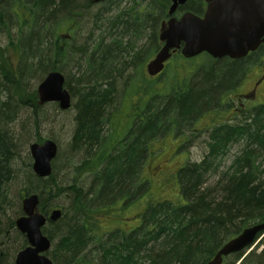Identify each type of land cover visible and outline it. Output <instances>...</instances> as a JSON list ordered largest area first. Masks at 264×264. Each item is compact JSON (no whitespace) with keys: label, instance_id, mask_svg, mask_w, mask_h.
<instances>
[{"label":"trees","instance_id":"16d2710c","mask_svg":"<svg viewBox=\"0 0 264 264\" xmlns=\"http://www.w3.org/2000/svg\"><path fill=\"white\" fill-rule=\"evenodd\" d=\"M93 6L90 0H0V38L6 40L0 47L4 51L1 53L4 56H0V264H13L11 260L7 262L8 255L15 250L18 240L19 250L28 245L11 215L18 197L15 188L26 186L20 191L19 199L38 193L40 209L47 215L44 193L50 183H56L53 175L48 179L38 177L29 161L20 164L21 138L12 125L19 120L22 109L32 110L37 116L36 110L41 108L37 92L26 90V74L40 78L50 72H63L69 59H77L78 69L79 88L77 94L73 93L79 98L75 147L85 149L101 143V131L106 125L113 133L107 144L81 168L92 177L89 190L72 187L71 209L61 207V219L44 228L53 243L49 252L52 261L55 264H206L245 228L264 221V104L248 107L237 118L227 116L238 84L251 70L247 62L253 59L258 63L255 58L258 55L235 61L210 58L211 63L196 69L195 74L188 73L181 79L173 77L169 85L160 88L157 85L167 70L156 78L141 73L140 83H126L122 106L115 105L113 112L107 114L117 91L116 77L127 70V65L142 64L146 59L143 52H137V43L124 40L137 25L149 24L153 27L150 34L154 45H160L156 32L158 18L152 15L156 10L160 15L163 7L157 0H150L144 17L131 23L124 18L113 20L107 33L119 30L115 35L112 33L114 38H102L92 50L86 43L76 53L69 41L71 35L61 36L54 21L85 14L86 23L99 28L100 14L95 13ZM185 8L195 11L192 4ZM76 17L71 20L75 21ZM258 54L261 57L258 59L264 58V46ZM206 116L210 122L204 130L209 133L204 142L203 160L200 163L184 160L177 172L183 201H151L138 215L137 227L130 231L103 230L101 210L112 204L123 209L148 191L151 180L144 178L143 169L148 157L156 152L153 144L167 137H174L175 142L179 137L186 139L187 131L200 132L196 124L199 117ZM119 128H123L122 132H118ZM240 142L244 143L243 150L228 167H223L230 147ZM27 159L31 160L30 156ZM210 178L216 181L208 189L205 184ZM18 213L23 215V210ZM258 239L259 247L246 256L245 253L233 255L224 264H264V236Z\"/></svg>","mask_w":264,"mask_h":264},{"label":"rangeland","instance_id":"374dc122","mask_svg":"<svg viewBox=\"0 0 264 264\" xmlns=\"http://www.w3.org/2000/svg\"><path fill=\"white\" fill-rule=\"evenodd\" d=\"M157 1L163 7V12L161 11L160 15L158 10L154 11L152 15V18H158L156 25V32L158 34L164 22H168L172 17H181V14L186 8L182 7L180 8L179 12L177 10V13L169 15L168 11L171 5V0ZM90 2L94 5L93 9L95 13L100 14L99 22L101 25H97L99 28H96L94 23H86L85 14H81L78 17L75 16V27H70L72 23L71 19H74L75 17H60L54 21L55 27H60L56 30L61 36L68 33L71 35L72 38L69 41L71 43L72 49L74 48L76 53L77 50L82 46H85L86 43L89 44V50H92L98 41H102V38L106 40L112 37L114 38L112 33L115 35V33H118L119 30L117 31L116 29H113V32L107 33L113 20L117 18H124L125 20H128L127 22L129 23L132 21H138V19L141 18L140 13L138 12H144L145 9L149 11L150 8V0H111L112 3L109 4L110 6L100 5L105 4L99 3L100 0H90ZM108 2H110V0ZM192 2H195L200 6L198 13L204 12L206 8V0H192ZM141 4L142 6H140L138 9L137 6ZM152 29L153 27H150L149 24L144 27L137 25L135 29L130 30L131 36H127L128 39L124 40L125 42L130 40L133 43H137V52H143L144 58L146 59H144L142 64L135 63V65H133L132 62L131 66L127 65V70L122 72L120 77H116L117 91L115 92L113 98V105L107 108V114H111L113 112V107H115V105L118 106V104H120L122 106L125 99L124 92L127 82V84H131L133 82L140 83V81H142L141 73L149 78L146 71V67L149 63L148 61L155 57L161 47V43L157 46L154 45L152 34H150ZM117 35L119 41H122L120 34ZM5 42V37H1L0 47L5 44ZM123 46L125 45L123 44ZM1 53H4V51L0 49V56ZM149 55H151V57L147 59ZM256 55H258L255 57L258 63H256L253 59H249L247 62V65L252 67L248 74L243 77L241 82L238 84L237 92L234 95V100L232 101L231 112L227 114L229 118H237L241 116L239 114H241L245 109H248V107L264 104V90L261 91L257 97H252L251 94L254 83H258L259 80H261L264 76V58L258 59L257 57H260V55ZM3 56L4 54L1 56V58ZM124 56L125 54H123V57ZM176 57L177 56L168 61L166 66L167 71H165L157 85L159 88L163 85H169L173 77L175 78L177 76L179 79H181V77L188 75V73L192 72L195 74L196 69H199L201 66L207 65V63L210 62V57L204 55L199 56L196 59L185 60L179 57L177 59ZM11 58L16 62V58L13 56H11ZM76 60L77 59L66 60L65 66H63L64 71H60L65 76V88L72 96L71 107L67 110H62L58 103H46L43 105L39 104L41 108L37 116H34L32 110L22 109L19 113V120H17V122L12 125L18 137L21 138L19 141V150L22 160V162H20L21 166L24 165V163L28 164L29 161L33 167V159L30 154V145L32 143H43L45 140L50 139L53 140L58 146L57 157L52 162L53 181L56 183L55 185L50 183L49 190L44 193V205L47 212L55 208L61 209V207L62 209L63 207L68 210L71 209V206L73 205V196L71 194L74 192L72 187H82L84 191L89 190L92 177L90 176V173H86L81 168L84 164L90 162L93 154L98 152L102 146L107 144L108 138L111 137L113 133V130H111L108 125H106L104 130L101 131V136L103 137L101 138L103 139L101 140V143L89 147L90 149L75 147L74 144L78 129L76 121V117L78 115L77 105H79V98L73 95L74 92L77 94L78 91H76V89L79 88L78 85H76V79L78 78L76 74L78 70L76 67ZM197 73H202V71H197ZM26 76V90L29 92H37L39 85L46 77L44 76L35 78V76L30 74H26ZM26 76L24 77L26 78ZM261 88H264V79L262 81ZM224 109L225 108L222 110ZM209 118L210 117L208 116H206V118L199 117V122L196 124V128L200 132L187 131L186 139H181L179 137V141L175 142L174 137H167L160 140L159 143L153 144L152 148L156 150V152L154 155L148 157V161L145 163L146 165L143 169L144 178L151 180L148 191L144 194H141L137 201L135 200L132 203H129L127 206L124 205L126 207L123 209L120 205L112 204L110 207L101 210L100 223L103 230L108 231L113 228H119L124 231H130L140 224V218H138V215L147 208L149 202H156L163 199H170L174 202H180L182 200L180 186L177 181V172L178 169L183 165L184 160H186L185 163H200L203 160L206 150V145L204 142L207 141V135L209 133V131L204 130L209 127L207 125V123L209 124L210 122ZM121 125L124 126V122L121 123ZM117 130L118 132H122L123 128H119ZM243 147V142L232 145L229 149L230 153L228 157L222 163L223 167H228L233 159L240 153V151L243 150ZM177 150H180V153ZM29 156L31 160L27 159ZM207 180L208 182L205 184V188L209 189L210 186L213 188L216 179L210 178ZM24 188H26V186H24ZM24 188H15L14 194L18 197H16V204L11 210V215L15 219V222L16 219L21 216L18 212L22 209L23 199H19V193ZM41 212L44 213L42 210ZM13 239H16L15 234H13ZM17 244H20L19 240ZM257 244L255 243L252 248L247 251V254L256 247H259ZM18 245L14 247L15 250L13 249L14 251H11L10 255H8L9 259L7 258V262L11 260L13 264H15L16 256L20 251L19 248H17L20 247V245ZM260 250L261 248L258 251ZM49 257L52 259L53 255L49 253Z\"/></svg>","mask_w":264,"mask_h":264},{"label":"water","instance_id":"95a60500","mask_svg":"<svg viewBox=\"0 0 264 264\" xmlns=\"http://www.w3.org/2000/svg\"><path fill=\"white\" fill-rule=\"evenodd\" d=\"M187 1L172 0L169 15ZM160 40L163 47L146 67L150 77L159 75L178 50L187 59L205 52L217 59H242L264 43V0H213L204 18L192 13H186L181 19L172 18L162 28ZM65 81L60 71L48 73L38 87L39 103H58L62 110L69 109L72 96L65 88ZM30 154L34 173L44 179L50 177L52 162L58 154L57 144L53 140L32 143ZM39 204L38 194H31L23 200L24 215L16 220V228L26 236L29 245L17 254L15 264H54L48 256L52 241L44 234L43 228L48 222L59 221L63 212L56 209L47 217L39 212ZM262 234L264 221L248 226L206 264H223L225 258L250 248Z\"/></svg>","mask_w":264,"mask_h":264},{"label":"flooded vegetation","instance_id":"af4514ba","mask_svg":"<svg viewBox=\"0 0 264 264\" xmlns=\"http://www.w3.org/2000/svg\"><path fill=\"white\" fill-rule=\"evenodd\" d=\"M108 1H109V0H100L99 3H107ZM212 1H213V0H206V8H207V6L209 5V3H211ZM110 2H111V0H110ZM171 3H172V2H171ZM199 3H200V1H199ZM188 4H192V5L194 6L195 11H192V12H194V13L197 14L198 11H199V9H200V6H199L197 3L192 2V0H189V1H187L184 5H182V7L185 8ZM140 6H142V4H141V5H138L137 8L139 9ZM170 6H171V5H170ZM182 7H179L178 12L180 11V8H182ZM169 8H170V7H169ZM206 8H205V10H204L203 13H199L200 17H203V16H204L205 11H206ZM186 12H190V11H189V10H184V12H183L181 15L185 14ZM138 13H141V14H142L141 17H144V16H145V10H144V12H138ZM131 15H133V14H131ZM164 23H165V22H164ZM164 23H163V25H164ZM75 25H76L75 21H72L71 26H75ZM262 47H263V46H261V47H260L257 51H255V52L249 53V55H248L247 57H245L244 59L250 58V57H252L253 55L258 54V53L260 52V49H261ZM261 84H262V81H261V82H258V83H256V84L254 83L253 89H252V91H251L252 97H257V95H258L261 91L264 90V88H261ZM246 96H247V95H246Z\"/></svg>","mask_w":264,"mask_h":264},{"label":"bare ground","instance_id":"6f19581e","mask_svg":"<svg viewBox=\"0 0 264 264\" xmlns=\"http://www.w3.org/2000/svg\"><path fill=\"white\" fill-rule=\"evenodd\" d=\"M39 107H40V106H39ZM33 112H34V111H32V113H33ZM36 112H37V114H38L39 109H37ZM33 114H34V116H35V112H34ZM84 165H85V164H84ZM84 165H83V166H84Z\"/></svg>","mask_w":264,"mask_h":264}]
</instances>
